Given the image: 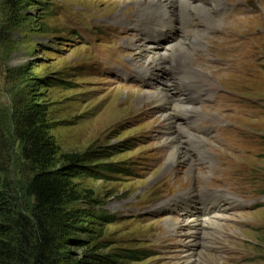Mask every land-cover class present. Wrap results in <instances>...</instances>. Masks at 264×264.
<instances>
[{
	"label": "rangeland",
	"instance_id": "obj_1",
	"mask_svg": "<svg viewBox=\"0 0 264 264\" xmlns=\"http://www.w3.org/2000/svg\"><path fill=\"white\" fill-rule=\"evenodd\" d=\"M150 1L0 0V180L29 215L19 137L33 126L55 150L47 170L70 184L61 209L75 264H264V0H203L235 15L205 28L174 5L170 25ZM181 34L167 70L143 67L148 45L163 51ZM183 88L190 121L175 118L174 146L186 160L172 162L157 102ZM211 194L237 205L188 242L185 213Z\"/></svg>",
	"mask_w": 264,
	"mask_h": 264
},
{
	"label": "trees",
	"instance_id": "obj_2",
	"mask_svg": "<svg viewBox=\"0 0 264 264\" xmlns=\"http://www.w3.org/2000/svg\"><path fill=\"white\" fill-rule=\"evenodd\" d=\"M19 138L28 145L24 157L32 170L25 192L32 207L29 215L17 213L9 182L0 180V264H75L65 248L71 236L66 222L71 216L61 209L70 184L47 170L55 152L53 145L33 126ZM63 158L69 164L77 159Z\"/></svg>",
	"mask_w": 264,
	"mask_h": 264
},
{
	"label": "bare ground",
	"instance_id": "obj_3",
	"mask_svg": "<svg viewBox=\"0 0 264 264\" xmlns=\"http://www.w3.org/2000/svg\"><path fill=\"white\" fill-rule=\"evenodd\" d=\"M205 1L207 2L208 0H205ZM259 1L262 2L261 0H259ZM164 2H165V4H161V2H158V0H151L150 4H148L149 6L147 7L148 8L147 11H149V9L151 7L150 5H153V6L155 5L158 8V13L160 14L161 18L166 19L167 23L170 25L174 24V22H173L174 20H172L169 17V9H170V7L173 8V5L179 6L181 13L183 15L187 16V18H185L186 19L185 23L189 22L188 21L189 18L195 17L198 19L199 25L203 28L207 27V25H213V24L218 26V24L220 25L221 20H223L224 18H228V17L231 19L235 18V15L232 12L228 13V10H226L224 8H220L216 5H214L213 3H211L212 7L204 6L203 0H164ZM175 2H178V3L176 4ZM162 5H164V6H162ZM219 6H221V5H219ZM262 7L264 8V6H262ZM247 19H250V17L249 18L248 17L238 18V21L240 23V20H247ZM222 32L225 36H226V33H228L225 28H222ZM198 34L199 33L197 31V35ZM240 35L243 36V35H246V33H241ZM231 36H232V38L234 37L233 35H231ZM184 39H185V36L183 34H181L180 37H178V36L174 37V41H173L174 44L173 43H172V45L170 44L171 46L169 45L170 47L163 49V51L158 50V48H157V47H159L158 45H157V47H155L154 45H148L144 51H148V53L150 55L148 57L147 56H141V58L139 59L141 61V64L143 65V67L151 68L152 70L154 69L155 71L167 70V68L165 69V65H164V61L168 58L167 53H170L171 56L174 57L175 53H177V52L180 53L181 51H184L182 46L178 45V44H181V42ZM176 43H178V44H176ZM243 57H244V59L248 58V55L245 54L244 56H242V59H243ZM209 69H210L209 71L211 73L216 74V72H217L216 68L214 69L213 67H209ZM150 72L146 71L145 74L149 75ZM195 72L201 73L200 75L202 76L203 71L201 72L200 70H195ZM150 74H152V73H150ZM182 91H184L186 93V94H184L186 96H184L183 98H180V97L176 98L175 97L176 99H174L172 94H169L167 96L165 94H163V96H160V97L158 96L159 99H161V100H159L157 102L159 106L160 105H166L167 106L166 107L167 109L163 110V108H162L164 115L160 116V118L163 119V121H165V123H166L165 127H166V130H168V135H166V140L168 143H170V146H172V148H171L172 152L169 154V159L172 162H176V161H180V160H182V161L186 160V152H185L186 148L181 147V149H180L177 146H174L175 143H177L178 146H180V144L183 143V139H182V137L180 138L181 134L179 133V131L175 132V127H178V125H179L177 123L178 119L176 120L175 118L176 117L180 118L182 116V117H184V120L188 121V124L190 121L189 115H188L189 113L184 114L183 101L187 100V102L189 103L188 99H191V96H190V98L189 97L187 98V96L192 91L189 88L188 89L183 88ZM152 98L154 99L155 96L153 95ZM189 108L191 111H195L194 108H192V107H189ZM176 130H180V129H176ZM177 141H180V144ZM200 141H201V139L198 142H200ZM204 158L202 156H199L198 159L200 161H205ZM185 196H190V191H187ZM205 202H207V204L206 205L204 203L201 204L199 214H196L195 211L192 214L191 210L188 211V215L185 213L186 222H185V220H183V222H185V224L188 223L187 228L188 227L189 228L187 229V232H186L188 234V235L186 234L188 236V238H186L188 240V242L197 243V241L195 240L196 234H198V232H199L197 227L199 226L200 222L202 223V221H207V220H205V218H212L213 222L221 220L220 222L223 223L224 220L222 218L224 216H226V214L221 213V211L226 209V207H225L226 205L227 206L237 205V201L233 198H229L226 196H220V195L214 196V194H211L210 197H208V198L206 197ZM217 207H219V209H217ZM203 224L206 226L212 225V227H215V224H212L209 222H204ZM220 225H222V224H220ZM178 226H179V222H177L174 227L176 228ZM190 252L191 251L188 248L184 252V255H183V257L185 259L184 262L195 263L196 260H195V258L193 259V253L192 252L190 253Z\"/></svg>",
	"mask_w": 264,
	"mask_h": 264
}]
</instances>
